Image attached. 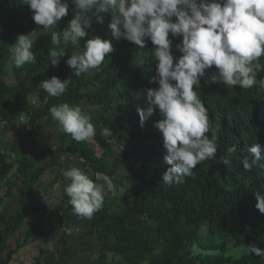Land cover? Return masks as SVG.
<instances>
[{"label":"trees","instance_id":"obj_1","mask_svg":"<svg viewBox=\"0 0 264 264\" xmlns=\"http://www.w3.org/2000/svg\"><path fill=\"white\" fill-rule=\"evenodd\" d=\"M69 3L75 7L71 0ZM72 15L70 9L69 16L53 30L66 28ZM102 15L103 24L96 21L94 11L85 15L91 22L88 36L110 40L114 50L101 66L77 77L66 60L78 49L62 38L59 46L52 45L51 32L34 23L23 0H0V116L8 129L19 123L31 141L36 136H46L55 141L56 149L52 159L44 163L23 143L22 151L14 152L12 162L0 153V193L9 188L5 198H0V209L6 212L0 220V264H12L22 250L32 245L37 250L33 264H66L68 257L78 252L79 242L80 247L90 249L83 240L91 236L98 240V258L85 257L82 264H264V257L250 253L239 259L227 256L231 244L236 248L256 245L264 249V214L255 207V192L264 194V168L258 163L248 172L241 164L247 147L264 145V86L259 84L264 78V56L259 60L257 83L248 89L236 87L234 96L227 86L201 79L199 96L215 128L217 156L198 164L193 170L195 175L187 177L183 184L167 185L162 181L168 167L163 162L165 149L154 126L161 117L158 114L148 118L141 128L137 112L138 107H143L141 99H146L145 89L156 87L150 83L156 63L152 59L153 45L146 40L141 48L124 39H114L108 28L111 16ZM32 31H36V61L15 69L16 79L11 82L9 45L19 34ZM180 39L173 38L177 56L180 53L175 44ZM82 44L83 41L81 47ZM51 49L65 52L55 66L50 61ZM52 76L67 80L66 92L60 97L49 96L39 87L42 80ZM60 103L79 106L91 117L96 127L93 140L76 142L70 134L58 131V122L52 119L49 109ZM10 107V112L2 115ZM22 118L26 125L21 123ZM104 127L111 129L110 137L101 135ZM231 145L237 148L234 154L227 152ZM221 156H229L231 164L220 163ZM63 158L67 168H82L94 180L97 173L118 179L126 169V178L134 183L135 191L121 199L107 194L103 207L91 218L76 216L71 205L65 208L58 220L60 229L77 226L89 231L65 232L56 251L51 252L48 246L57 233L53 228L43 231L45 221L38 214L41 203L37 188L42 186L47 171L63 166ZM15 178L18 182H14ZM69 182L63 184V191ZM69 199L65 195V207ZM26 226L29 229L23 232ZM17 235L20 241L15 243L12 240ZM196 246L207 256L195 254Z\"/></svg>","mask_w":264,"mask_h":264},{"label":"clouds","instance_id":"obj_2","mask_svg":"<svg viewBox=\"0 0 264 264\" xmlns=\"http://www.w3.org/2000/svg\"><path fill=\"white\" fill-rule=\"evenodd\" d=\"M23 3L32 12L34 23L51 32L52 45L59 46L62 38L78 49L66 60L77 77L101 66L114 50L110 40L88 36L91 22L85 15L90 11L101 24L102 14H110L108 28L114 39H124L141 48L146 40L151 42L156 63L150 83L156 87L145 89L147 107H138L137 112L141 128L157 110L161 117L154 126L161 134L163 162L168 166L162 174L164 184H183L187 177L195 175L193 170L198 164L216 158L215 128L210 125L208 109L199 96L201 79L230 90L248 89L257 83L259 60L264 56V0H71L75 7H70L69 0ZM70 9L73 15L67 27L54 31L69 16ZM35 32L19 34L9 45V59L16 69L36 61ZM177 37L181 38L175 44L179 56L173 52V38ZM49 54L55 66L65 52L51 49ZM213 67L215 71H209ZM66 83L67 80L52 76L42 80L39 87L49 96L60 97L66 92ZM259 84L264 86V78ZM49 113L58 122V131L70 134L74 141L95 138L96 127L81 107L60 103L50 107ZM101 135L110 137L112 131L104 127ZM236 151L235 145L227 148L229 154ZM262 152L264 145L260 143L247 147L241 160L243 169L251 172L258 163L264 168ZM220 163L229 166L231 160L221 156ZM62 174L70 181L64 193L79 217L91 218L101 210L107 194H116L112 180L103 173H97L95 180L77 167ZM43 199L51 205L47 197ZM255 199V207L264 214V194L257 190ZM241 247L244 252L264 257V249L256 245ZM232 251L239 256L241 248Z\"/></svg>","mask_w":264,"mask_h":264},{"label":"rangeland","instance_id":"obj_3","mask_svg":"<svg viewBox=\"0 0 264 264\" xmlns=\"http://www.w3.org/2000/svg\"><path fill=\"white\" fill-rule=\"evenodd\" d=\"M15 69L16 68L14 64H11L9 67V72H10L9 80L11 82L16 79L14 74L17 70ZM230 93L232 96H234L236 94V89L230 90ZM141 101L143 102L141 106L147 107L146 99L144 100L141 99ZM10 109L11 107L8 108L7 110H3L2 115L8 114L10 112ZM158 114L159 112L157 110V112L153 116H156ZM21 123L26 125L27 123L26 119L22 118ZM49 132L51 133L52 130H50ZM21 143L25 145L26 150L30 154H33V156L36 155L43 163L49 162L53 157V153L56 151V149L53 147L55 145L54 140L50 141V139H48L46 136H42V137L36 136L35 140L33 141L32 139L31 141V138L22 132L19 123L13 129H8L2 117L0 116V153L6 156L7 162H12L14 160L15 151H19V152L22 151ZM48 144H50L49 147ZM99 152L101 153V151ZM2 163H3V158L0 156V168ZM61 163L63 164V166H58L57 168L49 170L44 174L41 181L42 186L39 188V190L37 188V192H38L37 200L41 203V205L38 206V214L45 221V226L43 227V231L46 232L49 228H53L54 231L57 233V236L53 240V243L48 246V249L51 252L56 251L57 243L60 241V239L62 238L65 232L67 234H73V232L79 231V233H84L88 230L86 228L77 227V226L70 229H60L59 227V223H58L59 217L65 213L64 210L65 208L67 209L68 207H70L69 201L66 207L64 206L63 203V199L65 198L66 195L63 191V184L68 182L69 179L64 177L62 174L63 171L68 170L69 168L66 167L65 158L62 159ZM79 169H81L86 173V170L82 168ZM15 172L16 169L14 170V172H12L13 178L16 177L14 176ZM126 175H127V170L123 169V172L119 174V178L112 180L116 193L115 195L111 194L113 198L121 199V198L129 197L134 193L135 191L134 183L129 181L126 178ZM14 182H18L17 178H15ZM8 190L9 188H4L0 193V198L1 197L5 198V196L8 193ZM13 192H15L14 189ZM43 196L47 197L50 200L52 206L44 201ZM5 213L6 212L4 208L0 209V220L3 219ZM28 229L29 226H26L23 232H26ZM12 241L15 243H17V241H20L19 235H17ZM97 241L98 240L96 236L86 237L83 240V242H86L89 245L90 249H85V247H80L82 243L79 242L77 246L78 252L74 253L72 256H69L68 260L66 261V264H82L86 260L85 257H88L91 260L97 259L98 252L100 251V247ZM38 245L40 244L38 243ZM234 248L236 247H234L233 244L229 246L227 256L239 259L245 253H247L244 252L243 249L241 248V253L239 256H237L232 251V249ZM195 249L196 250H193L195 254H200V255L203 254L202 255L203 257L207 256V253H204V251L201 248H197L196 246ZM36 252H37L36 245H32L22 250L16 256L15 262L13 261L12 264H33V258ZM213 253L214 254H212V256L217 254L215 252Z\"/></svg>","mask_w":264,"mask_h":264}]
</instances>
